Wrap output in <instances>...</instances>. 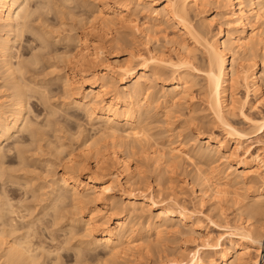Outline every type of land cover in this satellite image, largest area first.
<instances>
[{"label": "bare ground", "instance_id": "6f19581e", "mask_svg": "<svg viewBox=\"0 0 264 264\" xmlns=\"http://www.w3.org/2000/svg\"><path fill=\"white\" fill-rule=\"evenodd\" d=\"M32 2H34L36 8ZM74 2H76V0H0V74L1 79L3 80V83L0 84V180L5 178L4 176H6L7 172L4 171L6 170V166H3V160H1L3 159L2 156L4 157V155H8L6 153L3 154L5 149H7V146V151L10 153L13 148L16 149L15 147L19 142H22L20 144H23V140L25 139L24 136L21 135H23L24 132L26 133V131L28 132V130L30 131L32 138H35V136L38 138L37 136H39L40 131L37 132L36 130L40 127L36 126V128H32L35 126H31L32 124L28 122L31 117L27 120L29 107L32 110V104L30 105L31 99L35 98L34 101L37 100L40 104L42 102V104H45L46 101L49 105L52 98L51 95L56 91L54 89L48 90L47 88H44L46 85H38V81L35 82L32 79L29 80L28 74L34 70H32L33 67L43 63L41 62L42 59L43 61H46V56L50 59L54 54L53 52H56V58H51L52 60H48V63L50 64L49 68L53 69L52 73L54 75V72L57 73L54 79L56 81H61V90H63L66 98L68 97L70 99V101L67 99L69 102H63L64 105L68 106V108L73 107L76 109V107H78L81 109L90 121L95 122L94 124L96 127L93 126V128L97 129L99 134H101L96 138L93 137L94 139H85L84 137L85 140L83 142L86 149L85 152H87V154H85H91L93 156L97 169L95 170L94 166L89 163L88 159L85 160L88 157L83 159L84 157L82 155V160H79L76 158L77 156L73 155V153H68L69 156L64 153L69 157L63 158L67 159L66 163L63 161L61 162L65 164L64 172L59 180L57 179L56 181H53L54 183H51L52 185L49 186L51 190L49 192V198L45 196L47 197L45 202L47 201L49 205L48 210L51 209L53 212L50 214L51 217L48 215L51 210H49L50 212L47 211L48 213L46 212V215L49 216L48 218H52L55 227L56 225L58 226L57 220H62L63 228L70 230L69 233L73 235L74 238V235L76 234L74 228H76V224L80 225L81 223L84 224L85 232L88 233L87 235L89 239H84L85 241L79 240L80 242L78 246H75L76 248L74 245H69L72 240L69 242L68 240L63 242V244H66L67 246L69 245L75 249L78 248L79 251L75 253L77 256L75 264H85L88 261H92L94 264L114 263L119 256H123L124 254L127 256L128 254L126 253L130 252L135 253L133 251H138L137 253L139 254V257L154 258L155 264H251L253 261L252 251H255L257 252V256L253 263L264 264V257L260 258L261 252H264V222L262 223L264 220V180L261 179L262 182L255 190L253 196H242L240 194L241 189L251 188L250 185L253 184L254 179L260 177V172L264 169V158L261 155L252 154L249 157L242 159V169L232 171L231 167H227L222 171L223 174L216 179H214V170L209 171V168H197V174L192 178V181L193 184L197 182L200 184V190L195 191V195L199 198L198 200L205 201V199H208V201H211L213 210H217V216L222 217L224 214L223 202L229 199L238 206L237 210L239 211V217L234 222L225 220L220 224L228 231L226 233L229 236L226 241H221V235L216 240L210 238L208 241L202 243L204 251L201 252L200 249H196L191 253L180 252L178 256L174 257L169 255L163 257L159 255L162 244L158 242V240L155 243L149 241L147 244H144L139 242H142L149 237L145 239L140 238V241H138L139 238L134 239V237L141 234V231H145L144 233H146L151 229H155L158 235L167 233V231L174 235L185 236L199 233L202 229L200 218L202 212L187 207L181 202L176 193L168 194L164 193L163 189H155L152 184L139 186L136 185V183L130 184V189L133 190V192L135 191V193L131 192L129 200L127 199V203L123 206V209L120 210L118 209V202L114 200L115 197L112 195L116 185L114 181L116 180H112L111 183L106 182L100 177L101 174L98 172V169H102V167L99 168V166L104 164V161L107 159L106 155H104L105 153L103 154V150L101 149L104 148L102 147V142L104 143L106 137H110L111 139H109L112 140L111 145L110 143L108 144L112 149L111 152L109 151L111 161L114 165L122 169L126 181L134 178V170L130 163L131 153L129 151L130 148H134V145L131 146L132 142H130L129 145L127 140L133 139V143L135 142L138 144L141 139L149 136V124L146 121L150 118V115H148L150 110H155L156 106H161L163 108L164 116H166V118H171L176 112L174 108H179L178 106L181 108L185 104L191 105L188 120H186V122L184 120L181 125L183 129H191L192 127L195 129L193 137L191 136V138L188 137L183 140L184 144L187 143L189 145L191 142V147L187 150L179 149L178 147L171 148L170 161L177 158L192 160V156L194 155L204 159L205 164H203L208 165L209 163L216 162V153H230L234 155V153L237 152L234 151L238 150L239 146L241 147V144L245 139L250 138L251 135L255 133L264 132V115H262V117L259 116L261 118L257 119L243 113L245 114L244 120L249 125L246 128L238 127V125L234 124V120H231L233 118H230L237 108H241L243 112L244 106L249 103V92L252 90L256 93L262 88L261 84L264 83V34L262 33L264 31L259 30V27H256L255 25L252 26V21H249L251 20L249 17H255L261 22V26H263L262 28H264V0H164L161 11L155 7L161 3L160 0H82L81 5L88 6L86 8H91L89 9L90 13H88V15L90 14L89 17L85 18L79 16L82 13L77 14V10H75L77 7L76 5L79 7L78 2H81L77 1V4H74ZM147 3L152 7H155L152 8L151 13L149 12L150 15L156 16L154 19L150 16L153 20L157 19L161 21V23L163 20L165 23L172 21L174 25L176 24L180 27L181 33H174L175 35H170L171 37H169V34L166 35L167 40L174 46V57H164L165 54L161 56L162 52L160 55H156L152 51H149L146 56L141 53H131L129 59L125 61H121L118 58L114 61H109L106 57L107 49L111 46L113 47V44L120 45L125 42L124 40L113 38L112 35L114 31L130 26L137 33L142 32L141 29L143 27L148 35L149 33H162V25L158 26L155 25V23L150 24L148 22L142 25L137 21V13L143 11L141 10V6L142 4ZM71 5H75V9H72L74 6ZM209 7H214L218 10L217 15L221 18V21L219 20L220 22L217 21V23H219L216 31H212L211 29L215 23V17L210 19L201 16L205 15L204 13L207 12ZM39 9H41V13L46 10L43 13V15L46 13L45 17L39 13ZM66 10H68V12ZM37 11L38 16L36 18L34 17V14ZM51 12L60 17L57 18L61 20V22H59L63 27L64 24H66L63 18L68 16H71L69 17L71 18L70 21L74 23L69 24L72 26H70L68 32L64 34V37L61 38L62 41H64L65 46L60 55H57L58 50L55 49V51L52 47L53 43L47 39V36H51L53 33L55 38L54 29L47 31L44 27L47 25L48 20L49 22L51 21V17H49L52 14ZM40 14L42 19L45 20L39 19ZM47 14V17L50 19L46 17ZM33 17L34 19L42 21H35ZM199 17H201V19ZM35 22H37L36 25ZM248 25L252 26L251 29H249ZM224 26H226L225 28L227 29H225ZM49 27L50 25L46 26L48 30ZM28 33L33 34L36 38H33ZM148 35L146 34L145 36L148 38ZM23 39L26 40V43H29L28 48L35 51L38 50L39 52L37 51V53H35L33 51L34 53H32V56L29 55L31 56L29 59L26 57L25 60H20V58L23 59V54H19L17 49L15 50V43L18 41L21 43ZM55 39L59 40L60 37ZM259 49L261 50L260 54ZM40 52L42 54H39ZM41 55H44L46 58ZM259 57L261 63L260 66L259 61H257ZM14 58H17L18 61L14 62ZM95 61H101V65L103 66L101 71L92 76L89 74L90 68L88 67ZM44 63L43 65L41 64V66H45ZM44 70L46 69L44 68ZM57 70L59 71L57 72ZM38 75L41 74L37 73V76ZM43 75L44 74H42V76ZM32 78L34 79V77ZM199 78H202V80ZM161 79L164 84H162V91H159L160 89H156L153 82ZM200 80L202 82H200ZM115 81L120 83L118 87L114 84ZM260 81L262 83H260ZM36 85H38V87H36ZM240 85L247 89V95L244 99H241L239 96L237 97L236 91ZM164 87H167L168 90H164ZM196 87H198L197 93H199L198 95L201 97V103L202 105H205V108L202 109V111H209L212 115V118L209 120H207L208 116L206 117V115L199 116L201 110L197 108V103H194L196 97L194 96V91L196 92L194 89ZM1 88H3L2 91ZM59 88H61V86H59ZM165 91L167 93H165ZM161 92H163V94H161ZM56 108L58 107L56 106ZM49 110L51 112L50 105ZM55 111L58 110L56 109ZM54 112L53 115H55ZM46 113L49 116L51 115L48 112ZM182 114L185 116V113ZM68 115L69 116L66 118L67 120L64 118L65 121L74 122V120H76L75 123H78L75 115H72V113L71 115L70 113ZM51 118H53L52 115ZM48 122H50V120ZM35 124H37V122H35ZM41 125L43 126V124ZM212 125H217L223 128L227 136L220 138L213 130L214 127ZM44 126L43 129L47 127V125ZM51 132H53V130H51ZM18 133V137L12 142L17 143L15 147H12V143L5 142L11 140L12 137L16 136ZM39 137L42 140L43 136ZM59 137L57 138L61 139ZM120 138L123 139L118 140ZM231 138L236 143L232 151L229 147ZM125 139L127 140L125 141ZM257 139L264 143V135L258 136ZM39 140L38 142H40ZM144 140H147V138ZM59 141L60 140H58V142ZM202 141L205 143L203 144ZM4 143H6L5 147H3ZM60 143H62V146L65 142L61 141ZM29 144H27V146H29ZM41 146L42 144L38 148L39 150ZM63 146V149H61L65 152L66 145ZM70 146L72 145H69V147ZM32 147L33 146H31V148ZM81 147L82 146H80V148ZM52 148L54 149V147ZM58 148H55L57 149V151L55 150L56 152L60 150V148L59 150ZM135 148L140 149L138 147ZM17 149L19 151L18 154L24 157L20 154L22 152V146H17ZM26 149L28 150V148ZM15 151L17 154V150ZM55 151L53 153H55ZM121 152L122 154H125L124 159H121L119 156ZM58 153L62 154L63 152L59 151ZM18 154L17 157L19 156ZM55 154L60 156L57 153ZM163 156H165V154H160V157L164 158ZM56 158H58L57 160L60 159V157ZM23 159L22 163L25 160ZM29 161L31 160H28V162ZM47 161H49V159ZM22 163L19 162V165ZM28 164H30V162ZM43 166L45 168L44 164ZM209 167L211 168V165ZM7 174H9V172ZM9 175L7 176L9 177ZM56 176L57 175L54 177ZM30 179L31 178L29 177L28 180ZM6 181L7 180H5V182ZM15 182H17V180ZM116 182L119 183V186L125 184L121 183L119 179H117ZM126 183H129V181ZM29 186H31V184ZM248 198L249 200H247ZM10 202L11 200H8L9 204H11ZM115 202H117V204ZM88 203L94 204V206H96L94 211L100 212L101 214L95 213L93 210L87 214L84 213L83 209H86V206L88 208V205H90ZM17 206L19 205L17 204ZM66 206H70L69 211H65ZM33 208L34 207L32 206V209ZM70 208L73 210L70 211ZM147 208L149 210H158V214L156 216H144L142 213ZM14 209L18 210L17 208ZM8 212L6 214H8ZM67 212L70 214L68 215ZM9 213L11 214V212ZM2 214L6 215L5 212L3 213L1 211L0 217ZM23 215H20V217H23ZM2 217L4 218L5 216ZM23 218H25V215ZM13 219L9 220L10 223L11 221L15 222ZM1 220L3 219L1 218ZM50 220L48 219L49 222ZM45 221L47 220L45 219ZM2 222H4L2 223V225H4L6 220ZM40 222L41 220L39 223ZM17 223L18 222H16V224ZM53 223L52 225H54ZM6 224L4 226L0 224V226L10 227V224ZM14 224L15 223H12L9 229L6 227V230L4 228L1 229L0 251L3 253L2 255L0 253V264H2L1 260L3 258H5L3 260L4 263L9 264H48L46 262L48 257H52L55 251L59 253L61 252V249L63 250L65 248V246L63 247V244L61 247H58L59 245L57 246L56 244V248L53 247L54 249L51 248L50 250V247H45L42 242L40 245V241L39 243H34L32 238L28 239V237L32 236L30 232L32 224L28 229H26L27 226L25 225V229L28 231H25L24 235H26L27 232L28 234L25 238L22 237L23 239L19 238L22 236L18 237L20 234L19 232H22L23 230H18L20 223L17 224V229L15 228L17 225ZM23 224L25 223L22 222V225ZM59 225H61V223ZM34 228H36V225ZM47 229L49 230L50 228H46V230ZM59 229L60 228H58V230ZM32 230L33 233L36 231L35 229ZM62 231H64V229ZM6 234H8L9 237L12 236V239L9 240L10 238H8L7 241ZM26 238L27 240H25ZM75 239L77 240L78 238L76 237ZM47 248L48 250H46ZM86 248L94 251L103 248L102 250L106 251V256H109V258L104 259L102 256L100 257V254L94 252L91 253V251L88 252ZM40 249H43L41 250V254L39 253ZM82 249L83 251L80 252ZM45 251H47L48 255L45 254ZM56 254L57 253H55V255ZM138 260L139 258L137 261Z\"/></svg>", "mask_w": 264, "mask_h": 264}, {"label": "rangeland", "instance_id": "374dc122", "mask_svg": "<svg viewBox=\"0 0 264 264\" xmlns=\"http://www.w3.org/2000/svg\"><path fill=\"white\" fill-rule=\"evenodd\" d=\"M77 1H80L81 2L82 0H76V2H74V4H77ZM89 1H92V0H89ZM146 1H149V0H146ZM160 1H161V3L158 4L157 6H155L159 11H161V8L163 7V4L162 3H163L164 0H160ZM90 3H92V2H90ZM32 4H34V2H32ZM78 4H79V7H78V5H76L77 7L75 5H71V6H74L72 9H75V7H76L75 10H77L76 11L77 14L78 13L79 14L82 13L81 15H79L82 18L89 17L90 14L88 15V13H90L89 9H91V8L90 7L89 8H86L88 6L81 5L82 2L81 3L78 2ZM142 6H143V8H142ZM142 6H141V10H143V11H140L139 13H137V17H136V18H138L137 21H139V23L142 24V25L144 23H146V22H148L150 24H154L155 23V25H158V26H161L162 25L161 28H163L164 31H163V29H161L162 30V33L161 32L160 33L158 32L159 34L158 33H156V34L149 33V35H148V33L144 29V27L141 29L142 32L137 33L130 26H127L128 28L127 27H123V28H120L118 31H114L112 37L113 38H117V39L124 40L125 42L122 43V44H120V45L113 44V47L111 46L110 48L107 49V54H106L107 56L106 57L109 59V61H114L116 58H118L121 61H125V60L129 59V57L131 56V53H133V54L141 53L142 55H145L146 56V55H148L149 51H152L156 55H160V53L162 52L161 53V56H163L165 54L164 57H167V56L174 57V55H175L174 54V51H173L174 50V46H173V44H170V42L167 40L166 35L169 34V37H171L170 35L173 36V35H175L174 33H177V34L181 33L180 27L178 25H176V24L174 25V23L172 21L171 22H168V23L167 22L165 23V21L163 20V22L161 23V21H159L157 19L156 20H153L154 18H156V16L150 15V13H151L152 8H155V7L154 6L152 7L149 3L142 4ZM34 7H35V4H34ZM40 10L41 9H39V11ZM44 11H46V10H44ZM44 11H43V13H44ZM66 11L68 12V10H66ZM41 12L42 11H40L39 13H41ZM53 12H51V13L54 14L55 16L51 14L49 16V17H51V21L49 22V20H48V22H47V25L48 26L50 25L49 30L46 28L47 25H45L44 27H45V29L47 31H51V29H54L53 31H55V38H59L60 37V39H61V38L64 37V34H66V32H68L70 26H72V25H69V24L70 23L71 24H74V23L72 21H70L71 18H69V17H71V16H68V15H70V14H68L67 15L68 17L63 18L64 21L67 24V25L64 24V27H63V25L60 23L61 20H59L57 18L59 16L58 15L56 16V14L53 13ZM72 12H74V11H72ZM76 12H74V13H76ZM217 12H218V10H216L214 7H209V9H207V12L204 13L205 15H201L203 17H208L210 19L212 17H215V23L211 27L212 31H216V29H218V27H217L218 26V23L221 21L220 20L221 18L219 17V15H217ZM36 13L34 14L35 15L34 17L37 18L38 11ZM43 13H41V14H42V16L45 17V14L46 13L44 15H43ZM41 14L39 15V19H42ZM40 16H41V18H40ZM47 16H48V14L46 15V17ZM150 16H152L153 19ZM217 16H218V18H217ZM34 17H33V19H34ZM49 17H47V18L50 19ZM199 18L201 19V17H199ZM199 18H197V19H199ZM39 19H34V20L35 21H39ZM66 19H67V21H66ZM249 19H251L249 21H252L251 22L252 26L255 25L256 27H259L258 28L259 30L264 31L263 30L264 28H262L263 26H261V22L260 21H258L255 17H252V16L249 17ZM42 20H45V19H42ZM41 21H39V22H41ZM217 21H219V22L217 23ZM36 23L37 22H35V25H36ZM58 23H60V24H58ZM60 25L62 26V28H61ZM252 26L251 25H248L249 29H251ZM260 26H261V28H260ZM51 27H55V28H51ZM225 27L226 26H224V28ZM225 29H227V28H225ZM262 33L264 34V32H262ZM28 34L30 36H32L33 38H36V36H34L33 34H30V33H28ZM146 34L148 35V38H147V36H145ZM52 35L51 36H47V39L51 43H53L52 44L53 49L54 50L55 49L58 50V52H57L58 54L57 55H60V53H62L63 50H64L65 43H64V41H62V39L61 40L59 39L60 40L59 41L58 39H55L54 38V35L52 37ZM24 40L25 39H23V41H21V43H20V41H18L17 43H15V45H16L15 50L17 49V52H19V54L20 53L23 54V56H22L23 59L20 58V60H25L26 57L29 59L32 56V53H34V52L37 53V51H38V50L35 51V50H32L31 48H28L29 43L28 42L26 43V40L25 41ZM20 44H22V45H20ZM53 53L54 54H53V56L51 58H56V56H55L56 55L55 54L56 52H53ZM260 53H261V50L259 51V54ZM39 54H42V53L40 52ZM43 54H45V53H43ZM29 55H31V56H29ZM199 55L201 56L200 53H199ZM41 56L45 57L44 55H41ZM46 57L48 58V56H46ZM47 58L45 59L46 61H43V59L41 61L43 63L45 62L44 63L45 66H41V64L43 65V63H41L38 66H35V67L32 68V70L34 69L32 71L33 73L31 72V73L28 74V79L29 80L32 79L35 82L38 81L37 82L38 85L39 84H40V86L46 85L47 87L44 86V88H47L48 90L54 89L58 94L56 92H53L52 95H51V97H52L51 98V101L49 100L50 101L49 102L50 103L49 105H50L51 112L49 110V105H48V103H46V101H45V104H42L43 102L40 104V102H38L37 100H36L37 102L34 101L35 98H32L31 99L30 105L32 104L31 107H32V110L33 111L29 107L30 110L28 109V115H27L28 117H27V120H29L28 118L31 117L30 118V121H28V122H30V124H32L31 126H35V127H32V128H36V126H38L41 129H43V126L44 125L45 126L47 125V127L43 129L44 131L41 130L40 128H37L38 130H36L37 132L40 131L39 132V136H43L42 137V140L40 139L39 136H37L38 138H36L35 135H34L35 138H32L31 137V133L28 130V132L26 131V133L24 132V134L22 133L23 135H21V136H24V139H25V140H23L24 141L23 144H20L22 142H19L18 143L20 145H18L17 143H12L15 140V138L18 137L19 133L16 134V136L12 137L13 140L11 139V140L5 141L7 143L8 142L9 143H12L13 144V145L11 144L12 147H15L16 144L19 147L22 146V152L20 151L21 152L20 154L23 155L24 157H22V156H20L18 154L19 151L17 149V146L15 147L16 149L13 148L10 153L7 151V149H8V146H7V149H5V152H3V154L4 153L8 154V155H4L5 159H4L3 156H2L3 159H1V160H3L2 161L3 164H4L3 166H6L5 167L6 170H4V171H7L6 172V176L10 174L9 177L10 178L12 177V178L10 179L8 176H7V178H6V176H4L5 178L3 177L4 179L3 180L1 179L2 181L0 180V190H1L0 191V206H1L0 207V212L2 211L3 213L5 212V214H6L9 211V212H11V214L9 212L6 215H3L2 214V216H5V217L4 218L2 216L0 217V224L2 225V223H4L2 221H5V220H6L5 224L6 223L8 225L10 224L9 225L10 227H11V224L12 223H15V224H16V222H18L17 224L20 223L21 225L19 224V227H18L17 224H16L17 226H15V228L18 227V230H23L24 231V232L22 231L23 233L18 231L20 233L18 235V237L22 235L19 238H22V237L25 238V236L28 234V232H27L26 235H24V233H25V231H28L26 229H28V227H30L31 224H32L33 227L31 226L30 232H31V235L33 237L29 235L30 237L27 236L28 239L29 238H32L34 240V243L35 242L36 243L37 242L39 243V241H40V243H39L40 245L43 243V245L45 247L49 246L50 248L49 247L48 248L51 250V248H53V247L56 248V246H55L56 244H57V246L59 245L58 247H61L62 244H63V242L64 241H67V240H68V242L70 240H72V241H70L71 243L69 245H71V246L74 245V247H75V246H78V244H79V242L81 240L83 241L84 239L85 240H88L89 239L88 238V235H87L88 233L85 232L84 224H81V223H80V225L79 224H76V228H78V229L74 228V230L76 232V234L74 235V238H73V235H71L69 233L70 230L63 228V224H62L63 222H61L62 220H57L58 226L56 225V227H55V223H53L52 218H48L50 216V214H52L53 212H52L51 209H49V210H51V212L48 210V206L49 205H48L47 201L45 202V200H47L46 199L47 197L49 198V194H50L49 192L51 191L49 186L52 185L51 183H54L53 181H56L57 179L59 180L61 178V176H62V173L64 172V167H65V164L64 163H66V160L67 159H63V158H65V157L66 158H69L67 156H69L70 153L71 154L73 153V155L77 156L76 158L79 159V160L80 159L82 160L83 157H84L83 159H85L86 157H88L85 160L88 159L89 163L92 166H94L95 170L97 169L96 168V162L93 159V156L91 154L86 155L87 152H85L86 149H85V147L83 145V142H84V140L86 138H88V139L89 138L94 139L93 137L96 138V137L100 136L101 134H99V132H98L97 129L93 128V126H95V124H94L95 122L94 121L93 122L90 121V119L86 116V114H84V112L81 111V109H79L78 107H76V109L72 107L73 108L72 109V108H70V107L68 108V106H65L64 105V103H66V101L69 102L70 99L68 97L66 98L65 94L63 93V90H61L62 89L61 81L60 80H57L56 81L54 79L55 78V75L57 73L54 72L55 75L52 73L53 72V69H50L49 68V65L50 64L48 63L49 62L48 60H52V59L51 58L50 59L49 58L47 59ZM16 61H18V59L17 58H14V62H16ZM257 61H259V66H260V64H261L260 63V57L257 59ZM101 64H102L101 61H99V62L98 61L97 62L95 61L93 64H91V66L88 67V68H90L89 69V74L93 76V75H96L97 72L101 71L102 66H103ZM44 68L46 70H44ZM58 71L59 70H57V72ZM37 73L38 74H41V75H38L39 76L38 77L37 76ZM31 74H32V76H31ZM42 74H44V75L42 76ZM30 76H31V78H30ZM32 77H34V79ZM199 79L202 80V78H199ZM201 80H200V82H202ZM2 83H3V80L1 79V74H0V84H2ZM260 83H262V82L260 81ZM114 84L117 87L120 85V83H118V81L117 82L115 81ZM153 84L155 85L156 89H160L159 91H162V88H163L162 87V84H164V82H163L162 79L161 80L154 81ZM38 85H36V87H38ZM261 85H262V88L260 89L261 91L260 90L257 91L258 93L257 92L255 93L252 90L250 91L251 93L249 92V94H250L249 103L244 106L243 112H242L241 108L240 109L237 108L233 112L234 114L232 113L233 115L230 116V118L231 117L233 118L231 120L232 121L234 120L233 121V122H235L234 124L238 125V127H240V128H244L245 127L246 128V127L249 126L246 123V121L244 120L245 119V117H244L245 114L246 115L248 114V116L255 117L257 119L261 118L262 115H264V83H262ZM59 86H61V88H59ZM57 88H58L59 91L57 90ZM2 89L3 88H1V91H2ZM164 90L167 91L168 90L167 87H164ZM194 90H196V92L194 91V94H195L194 96H196L195 99H194V103H197V108H199L201 110L199 112V116H205L206 115V117L208 116L207 117L208 119L207 118L206 119L209 120L210 118H212V115L210 114L209 111H206V110L205 111H202V109L205 108L204 107L205 105L204 104L202 105L201 100H200L201 97H200V95H198L199 93H197L198 92V87H196ZM166 91H165V93H167ZM236 92H237V97L239 96L241 99L242 98L244 99V97H246V95H247V89L245 87L241 86V85L238 86ZM161 94H163V92H161ZM61 95H64V96H61ZM0 96H1V93H0ZM64 99H66V100H64ZM38 103H39V105H38ZM47 105H48V107H47ZM56 106L58 108H56ZM178 107L179 108H177V107L174 108L176 110V112H178V113H176L174 111L175 114L173 113L174 115L171 116V118L168 117L169 119L166 118V116H164L163 108L161 106H156L155 110L153 109V111H151L152 110L151 109L150 112H149V114H148V115H150V118H149V120L146 121L149 124L148 125L149 126L148 127L149 128V132H148L149 136L146 137L147 140H144V139H146V138H144V139H141L138 144L135 143V142H134L135 143L134 144L133 143V141H134L133 139H130V140L125 139V141L127 140V142L129 143V145H130V142H132V145L131 146L134 145V148L135 147L140 148V149H137V148L134 149L132 147V148H130V150L128 149L130 151V153H131L130 163H131L132 169L134 170V174H133L134 175V178L133 179H130V180H127V181H129V183H126L127 181H126V178H124V174L122 173V169L119 168V167H117L116 165H114V163L111 161L110 152H111L112 149H111V146L110 145H111V141L112 140H110L111 139L110 137H108V138L106 137L105 138L106 141L104 140V143L102 142V147H104V148H101V149L103 150V154L105 153L104 155H106V158L107 159L105 158L106 160L104 161V164H101V166H99V168L102 167L103 170L101 168L98 169V172L101 174L100 177L103 180H105L106 182L111 183L112 180L113 181L114 180L117 181V179H119L121 181V183H125V184L119 186V183L116 182V181H114L116 185L114 187L115 189L113 190V194L112 195L115 197L114 200H116L118 202V204H117V202H115V203L118 205V209H120V210L123 209V206L129 200V197L131 195V192L132 193H135V191L133 192V190L130 189V187H129L130 184L136 183V185H139V186H145V185H148V184H152L155 189H163V192L164 193H168V194H170V193H176V195L180 198L181 202L184 203L187 207H189L190 209H194V210H198V211H201L202 212L200 214L202 229H201V231L199 233H196V234H193V235H190V236L189 235L188 236H185V235H174V234H172V233H170V232L167 231V233H164V234L162 233V234L158 235L156 233L157 231L155 229H151L149 232H146V233H144L145 231L144 232L141 231L143 233V234L141 233L142 235L139 234V235H137V236L134 237V239L135 238L136 239L139 238L138 241H140V238H144L145 239V238L149 237L146 240H144L142 242H139V243H144V244H147L149 241H152L153 243H155L158 240V242H160L162 244V247H160V252H159L160 254L159 255H161L163 257H165V255H169L171 257L178 256L180 254V252L191 253V252H193L196 249H200V251L202 252V251H204V248L202 247V243L204 241H208L210 238H213V239L216 240L220 235H221V241H226L228 239V236H229L226 233L228 231L226 230V228H223V226H221L220 224L223 223L225 220H227L229 222H234L239 217V211L237 210V207L238 206L236 204H234L229 199L227 201H224L223 202L224 214H223L222 217L217 216V214H216L217 210H213V207L211 206V204H212L211 201H208V199H205V201L198 200L199 198L195 195V191H199L200 190V184H199V182L193 184V181H192V178L194 176H196V174H197V168H200V167L203 168V169H208L209 168L208 169L209 171L214 170V172H215L214 173L215 174L214 175V179H216L217 177L221 176V174H223L222 171L225 170L227 167H231V170L232 171H235L236 169H242L243 168L242 165H241L242 159L247 158V157H249L252 154H254V155L259 154V155H261L264 158V143L261 142V141H259L257 139L258 136L264 135V132L263 133L262 132H258V133H255V134L251 135L250 138L245 139L244 142L241 144V147L239 146L238 150H235L234 151V152L237 151L236 153H234V155H232L230 153L229 154L216 153L215 154L216 162L209 163L211 165V168L209 167L210 166L209 164H208L209 166L208 165H204L205 164L204 163L205 162L204 159L199 158L198 156H194V155L192 156V158H193L192 160H187V159H182V158L178 159L177 158L175 160L170 161V158H171V153H170L171 150L170 149L171 148H177V147L179 149H183V150L189 149L191 147V142L188 145L187 143L184 144L183 140L185 138H188V137L191 138V136L193 137V133L195 132L194 127H192L191 129H189V128L183 129L182 126H181L184 120H185V122H186V120H188V117H189L188 114H189V110H190L191 105L190 104L183 105L181 108L184 111L180 108V106H178ZM56 109L58 111H55ZM180 110H182V111H180ZM45 111L48 112L49 114H51L53 116V118H51V115L50 116L47 115V113ZM33 112H35V113H33ZM53 112H54L55 115H53ZM69 113H70V115H71V113H72V115H75V118L78 120V123L77 122L75 123L76 120H74V122H67V121H65V119L67 118V116H69L68 115ZM182 113H185V116ZM243 113H245V114H243ZM38 115H40L41 117L38 116ZM65 115H66V118H65ZM43 116H45V117H43ZM47 116L49 117V119H48ZM56 116H57V119H56ZM259 116H261V117H259ZM34 117H35V119H34ZM38 117H39V119H38ZM46 119H48V120H46ZM31 120H32V122H31ZM49 120H50V122L52 121L51 122L52 124L50 122H48ZM54 120H55V122H54ZM33 121H34V123H33ZM35 122H37V124H35ZM41 124H43V126ZM39 125H41L42 127L39 126ZM52 126L53 127L55 126L56 128L55 127L53 128ZM212 126H210V127L213 128V130L216 132L217 135H219L220 138H223V137H226L227 136L223 128H221V127H219L217 125L216 126L215 125H212ZM45 129H46V131H45ZM33 130H35V129H33ZM51 130H53V132H51ZM55 130L58 131V132H56ZM40 133H41V135H40ZM79 133H82V134H79ZM25 134L28 135V136H30L31 138L28 137V136H26ZM150 134H151V136H150ZM81 135H83V136H81ZM94 135H97V136H94ZM25 136H26V138L27 137L28 138L26 139ZM57 137H59L61 139H58ZM62 137H64V138H62ZM84 137H85V139H84ZM47 138H48V140H47ZM73 138H74V140H73ZM44 139L47 140V141H45ZM121 139H123V138H120L118 140H121ZM38 140L40 142H38ZM58 140H60V141L58 142ZM61 141L62 142H65L63 144V145H66V148H65L66 151L65 152L62 150L63 149L62 148L63 145L61 146V144H62V143H60ZM202 142H203V144L205 143L204 141H202ZM108 143H110V145ZM27 144H29L30 147L27 146ZM41 144H42V146H41V148L39 150L38 148L40 147ZM52 144H54V145H52ZM68 144L69 145H72V146L69 147ZM5 145H6V143L3 144V147H5ZM229 145H230L229 146L230 147V150L232 151L234 149L235 145H236L235 141L232 138L230 139ZM31 146H33V147L31 148ZM80 146H82V147L80 148ZM52 147H54V149ZM56 147L57 148L58 147L60 148V150H59V148H58V150L60 152H63L62 153L63 155L61 153L59 154L58 153L59 151L56 152L57 151V149H55ZM63 147H65V146H63ZM26 148H28L29 151ZM51 148H52V150H51ZM19 149H21V148H19ZM15 150H17V154L19 155L18 157H17V154L15 153L16 152ZM41 150H43V151H41ZM131 150H133V151H131ZM54 151H55V153L59 154L60 156H57L55 153H53ZM42 152H43V154H42ZM83 152H84V154H83ZM162 153L165 154V156H163L164 158L160 157V154H162ZM45 155H47V156H45ZM82 155H83V157H82ZM236 155H237V157H236ZM11 156H13V157H11ZM51 156H52V158H51ZM119 156L121 157V159H124L125 154L124 153L122 154V152H121ZM56 157H60V159L57 160L58 158H56ZM22 159L24 160L25 163L24 162L22 163ZM27 159L28 160H31V161H29L31 165L28 164L29 162H28ZM48 159H49L50 163H49V161H47ZM62 161L64 163H61ZM19 162L22 163V164H24V165H22V164L19 165ZM43 164L45 165V168H44ZM35 165H36V167H35ZM46 165H47V167H46ZM21 171H22V173H21ZM8 172H9V174H7ZM102 172H103V174H102ZM12 173H14V174H12ZM55 175H57V176L54 177ZM114 175H115V177H114ZM29 177L31 178L30 180H33V181L28 180ZM34 177H36V178H34ZM12 179H14V180H12ZM25 179H27L30 182V184H31L32 187L29 186L30 185L29 182L27 180H25ZM261 179L264 180V169L261 170L260 177L254 179L253 184L250 185L251 188L241 189L240 190V194L242 196H253L255 194V190L257 189V187L262 182ZM5 180H7L8 182L7 181L5 182ZM9 180H11V181H9ZM16 180H17V182H15ZM1 185H2V187H1ZM5 185H6L7 188L5 187ZM47 185H48V187H47ZM22 188H24V189H22ZM30 191H32V192H30ZM4 192H5V194H4ZM124 192H126V193H124ZM45 196H47V197H45ZM9 197H11V198H9ZM34 197H36V198H34ZM8 200L9 201L11 200V202H10L11 204L8 203ZM247 200H249V198ZM41 201H43V202H41ZM4 204H5V206L7 204L8 205L5 207ZM17 204L19 206H17ZM88 204H90V205H88V208L86 206L85 207L86 209H83L84 213H86V214L89 213L92 210L94 211V208H96V206H94V204H91V203H88ZM32 206L34 207L33 209H32ZM45 206H46L47 209L45 208ZM2 207L5 210H3ZM35 207H36V209H35ZM69 207L70 206H68V207L66 206L65 211H69ZM9 208H10V210H9ZM14 208H17L18 210L19 209L20 210L18 211V210L14 209ZM11 209H12V211H11ZM15 210H16V212H15ZM71 210H73V209L70 208V211ZM28 211H30V212H28ZM38 211H40V212H38ZM47 211L50 212V213H48ZM18 212L20 213V215H23L24 214L25 215V218H23L24 215H23V217H20V215H19ZM46 212L48 213L49 216L46 215ZM94 212L101 214L100 212H96V211H94ZM67 214L69 215L70 213L67 212ZM142 214H144V216H156L158 214V210H156V209H152V210L150 209L149 210L147 208L145 211H143ZM13 217H14V219H13ZM1 218L3 220H1ZM11 219L15 220V222L14 221H11V223H10L9 220H11ZM45 219L47 221H45ZM48 219L49 220L51 219L50 222L48 221ZM38 220L39 221L41 220V222L39 223ZM43 221H45V222H43ZM58 221H60V222H58ZM250 221H255V220H250ZM22 222L25 223V224L22 225ZM263 222H264V220L262 221V223ZM52 223L54 225H52ZM60 223H61V225H59ZM41 224H42L43 228H42ZM4 225H2V226H4ZM14 225H12V226H14ZM25 225L27 226V228H26ZM35 225H36V228H34ZM263 225H264V223H263ZM2 226H0V232L2 231L1 230L2 228H4V229H5V227L8 228V229L10 228L8 226H5V227H2ZM39 227H41V228H39ZM46 228H50L52 230V232H51L50 229L49 230L48 229L46 230ZM58 228H60V229L58 230ZM32 229H35L36 231H34V233H33V230ZM63 229H64V231H62ZM184 230H185V228H184ZM18 232H17V234H18ZM36 234H38V235H36ZM6 235H7L6 236L7 241H8V238H10L9 240L12 239V236L9 237L8 234H6ZM44 235H45V237H44ZM68 235H70V236H68ZM50 236L51 237L54 236L56 239L54 237L51 238ZM40 237L42 238V240H41ZM76 237L78 238L77 240L75 239ZM25 240H27V238ZM44 241H46L47 243L44 242ZM58 241H59V243H58ZM61 241H62V243H61ZM48 243H49V245H48ZM64 246H65V248L63 250L61 249L60 250L61 252L58 253L57 251H55V253H57L58 255L60 254L59 256L56 254L58 257L55 255V253H53V256L54 255L55 256L54 257L53 256L51 257L49 255L51 258L48 257L46 259V262L48 264L52 263L53 261L54 262L52 264H75L76 263V260L75 259H77V256H76L75 253H77L79 251L78 248L75 249L76 247L74 248V247L69 246V247L73 248V249H71L66 244H63V247ZM48 248L46 250H48ZM102 249L103 248L97 249V251H94L92 249H87L86 248V250L88 252L91 251V253L94 252L96 254H100V257L102 256L104 259L105 258L106 259L109 258V256L108 257L106 256V251L105 250H102ZM41 250H43V249H40V251L38 250L40 254H41ZM98 250H100V251H98ZM82 251H83V249L80 250V252H82ZM42 252H44V251H42ZM45 252H46L45 254H47V251H45ZM101 252H103V253H101ZM133 252H135V253H131L130 252L131 254L130 253H126V254H128L127 256L125 254H124L125 256L124 255L123 256H119L115 260L114 263H109V264H155L154 263V261H155L154 258L153 259L152 258L150 259L148 257L149 258L148 259V258L143 257V256L142 257H139L138 256L139 254L137 253L138 251L137 252L136 251H133ZM0 253L2 255L3 252L0 251ZM256 256H257V252L252 251V257H253L252 260L253 261L256 258ZM263 257H264V252H261L260 258H263ZM58 258H60V259H58ZM138 258H139V260L137 261ZM4 259L5 258H3L1 260V263L2 264H9V263H4V261H3ZM53 259H55V260H53ZM56 259H58V260H56ZM47 260H49V261H47ZM253 261L251 262V264H254ZM56 262H58V263H56ZM88 263L89 264H94V262H92V261L91 262L88 261L85 264H88Z\"/></svg>", "mask_w": 264, "mask_h": 264}]
</instances>
